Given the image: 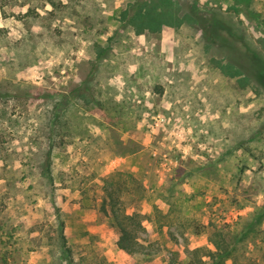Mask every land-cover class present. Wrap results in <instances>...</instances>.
<instances>
[{"label":"rangeland","instance_id":"rangeland-1","mask_svg":"<svg viewBox=\"0 0 264 264\" xmlns=\"http://www.w3.org/2000/svg\"><path fill=\"white\" fill-rule=\"evenodd\" d=\"M147 1L0 0V264H264V91ZM177 1L264 54V0Z\"/></svg>","mask_w":264,"mask_h":264},{"label":"trees","instance_id":"trees-1","mask_svg":"<svg viewBox=\"0 0 264 264\" xmlns=\"http://www.w3.org/2000/svg\"><path fill=\"white\" fill-rule=\"evenodd\" d=\"M241 1L248 8L250 0ZM198 6L197 2L188 4L185 13L181 14L182 7L177 0H149L138 6L130 18V23L137 34L144 31L160 32L164 26L177 28L184 22L199 27L205 38L206 51L213 53L211 60L213 59L224 75L239 77L237 82L240 86L253 82L264 91V54L252 49L248 42L241 39L242 37L215 12L202 13ZM114 204L115 201L110 206L118 219ZM102 210L107 213L104 204ZM137 217L127 216L123 222H117L120 235L116 242L117 247L128 254L137 252L140 245L137 232L144 230Z\"/></svg>","mask_w":264,"mask_h":264}]
</instances>
